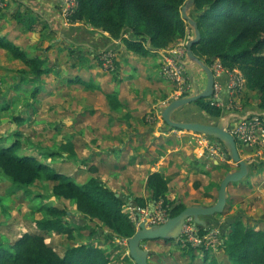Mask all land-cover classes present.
Returning <instances> with one entry per match:
<instances>
[{
    "label": "crops",
    "instance_id": "0c3cea01",
    "mask_svg": "<svg viewBox=\"0 0 264 264\" xmlns=\"http://www.w3.org/2000/svg\"><path fill=\"white\" fill-rule=\"evenodd\" d=\"M6 1L0 15V36L17 45L26 56H36L46 62L49 70L43 74L57 78L56 92L61 98L68 95L67 92L72 95L79 92L80 111L85 112V107L95 110L93 114L85 116L82 113L79 117V146L88 147L86 151H79V159L86 158L83 163L79 162V181L73 176L79 184L90 176H97L117 195L127 198V203L133 204L135 198H141L152 208V191L146 187V180L150 173L161 171L168 182L166 197L169 200L178 199L185 206L215 203L220 181L228 171L237 168L228 158L224 146L209 135L171 128L156 119V114H160V109L172 96L171 83L160 74V52L175 42L138 54L128 49L121 39L109 40V35L100 29L79 21L67 24L60 12V0ZM17 16L22 20L19 21ZM144 45L150 47L148 43ZM107 47H114V72L102 69L98 63L97 51ZM185 66L193 87L198 91L204 89L203 71L188 60ZM65 79L70 82L66 84ZM219 80V99L225 111L219 124L231 129L247 115L256 113L264 117V111L258 108L260 93L256 97V91L245 87L236 96H230L228 77L222 75ZM30 83L33 88L35 84ZM245 93L253 95L246 98ZM106 94L115 95L120 105L111 106ZM149 115L155 116V121L145 122ZM209 144L218 145L222 154L207 151ZM239 152L247 158L248 153L240 148ZM90 167H96L97 172L92 173ZM39 213L42 217L43 213ZM70 214L75 213L68 211ZM79 219L91 223L81 213ZM92 220L101 226L102 233L88 242L105 249L109 254L108 264H135L128 257L127 247L119 244L113 231L98 219ZM82 221L74 222L85 224ZM37 230L32 233L44 236ZM83 231L86 230H80ZM73 239L70 240L72 245ZM141 245L148 253V264H208L212 259L229 263L219 243L202 249L192 248V252L184 248L172 249L153 239L144 240ZM162 246L165 255L161 254Z\"/></svg>",
    "mask_w": 264,
    "mask_h": 264
},
{
    "label": "trees",
    "instance_id": "16d2710c",
    "mask_svg": "<svg viewBox=\"0 0 264 264\" xmlns=\"http://www.w3.org/2000/svg\"><path fill=\"white\" fill-rule=\"evenodd\" d=\"M78 1L79 6L71 16L72 21L83 22L106 32L109 40L121 39L128 49L138 54H146L150 49L165 48L187 34H192L191 27L182 18L180 11L186 0ZM188 13L195 19L200 31L199 42L192 46L193 53L209 67L215 59H219L228 69H239L245 78V87L260 93L258 108L264 111V0H194ZM17 19L22 20L18 16ZM145 43L150 47L145 46ZM0 48L9 52L13 58L22 60L25 68L19 70L18 82L14 86L34 83L30 95L35 97L40 89L38 84L41 75L49 70L45 61L36 56H26L17 45L1 36ZM108 49L114 50V47L96 53L100 66L99 56ZM106 97L111 106L120 105L115 95L106 94ZM210 100L212 95L193 101L174 112L173 117L179 121L217 124L225 111L211 105ZM8 135H2L0 139V173L14 185L13 191L23 190L28 193L29 187L36 181L52 180L55 182L53 195L72 201L76 211L87 220L98 219L113 231L115 237L128 238L134 234L136 227L123 206L146 207L144 199L135 198V203L129 204L127 198L116 196L97 176H90L83 184H79L73 176L58 171L50 163L21 152L18 139L20 133L15 132L10 141L6 139ZM237 143L244 153L253 151ZM60 150L75 155L70 142L60 145ZM46 153L54 155L55 151ZM59 153L62 154L61 151ZM263 167V160L250 156L249 175ZM90 171L96 173L97 168L90 167ZM167 183L161 171H154L148 175L146 187L152 191L151 201L162 200L168 215L173 216L185 205L178 199L169 200L166 197ZM34 211L43 213L42 217L34 221L37 229L42 232L66 234L69 239L74 238L73 228H78L79 232L86 230L90 238L102 233L100 225L91 227L87 223L76 224L71 221L75 215H68L66 209L54 205L41 204ZM221 214L205 218L208 220V229L219 230V246L228 264H264V228L247 224L239 215L233 219L226 217L220 220L218 217ZM198 227L204 229L200 225ZM186 251L192 252L193 249L188 247ZM108 263L109 254L105 249L86 241L68 246L64 254L60 255L39 233L24 232L10 244L0 240V264ZM208 264L225 263L212 259Z\"/></svg>",
    "mask_w": 264,
    "mask_h": 264
},
{
    "label": "rangeland",
    "instance_id": "374dc122",
    "mask_svg": "<svg viewBox=\"0 0 264 264\" xmlns=\"http://www.w3.org/2000/svg\"><path fill=\"white\" fill-rule=\"evenodd\" d=\"M4 9L0 10V15ZM15 60L9 52L0 49V139L2 135L5 136L8 133L6 139L10 141L15 132L20 133L18 139L21 152L34 155L50 163L58 171L72 175L79 181V162L83 163L86 159L84 157L79 159V151L88 149L83 145L79 146V117L82 113L85 116L93 114L95 110L85 107V112L80 111L79 92L74 95L67 92L68 95L61 98L60 93L56 92L58 82L52 75L43 74L41 76L38 84L40 92L36 98L30 95L33 89L31 83H23L15 87L20 75L19 70L25 68L22 61ZM60 64H64V61H60ZM64 82L67 84L70 81L65 79ZM258 93L256 92L254 96L257 97ZM51 94L52 96L49 97ZM245 95L247 98L253 94L245 93ZM154 117L153 115L147 116L145 122L155 121ZM156 119L163 121L160 114H156ZM67 142L72 143L75 155L60 150V145ZM46 151H55V154L47 155ZM58 151L62 154L60 155ZM104 152H107V149ZM246 156L248 161H250V156L264 161V142ZM250 175L249 178L228 185L226 204L218 218L220 220L226 217L233 219L239 215L247 224H256L264 228V167L254 170ZM54 183L52 180L36 181L29 187L28 193L23 190L13 191L14 185L0 173V240L10 244L24 232H37L34 221L41 215L34 209L45 203L72 211L75 213L72 221H79V213L74 209V203L53 195ZM89 222L91 223L88 225L91 227H100L93 220ZM40 233H44L46 242L52 243L49 245L60 255L64 254L68 246H73L66 234L42 231ZM73 234L74 245H79L83 241L88 242L90 239L86 231L81 233L78 228H73ZM159 240L166 247L171 246L172 249L191 247L182 245L176 238L167 242ZM161 252L163 255L166 254L163 246ZM129 262L132 263V261Z\"/></svg>",
    "mask_w": 264,
    "mask_h": 264
},
{
    "label": "built area",
    "instance_id": "2783aa9c",
    "mask_svg": "<svg viewBox=\"0 0 264 264\" xmlns=\"http://www.w3.org/2000/svg\"><path fill=\"white\" fill-rule=\"evenodd\" d=\"M6 5V0H0V10L5 8ZM78 6V0H60V12L67 24L74 23L71 20V16L78 9ZM190 37L192 36L187 34L184 38L177 40L175 44L160 52L162 57L160 74L173 87L171 99L189 95L194 90L185 66V61H187L186 41ZM99 59L104 70L109 72L116 71V57L113 49L102 52ZM210 68L214 76L213 94L210 104L222 107L223 104L219 99L220 77L222 75L228 77L230 96H236L245 88V78L239 69H228L221 64L219 59H215ZM230 131L242 147L257 149L264 142V117L256 113L247 115L240 119ZM206 149L212 154H222L220 147L215 144L207 145ZM124 211L128 214L136 229L139 227L140 221L146 217H148L147 225H153L163 223L169 216L162 206V200L154 201L152 208L126 205ZM126 239H119V244L127 247ZM177 239L182 245L191 246L194 249L207 248L221 242L217 228L208 229V227H204L203 230H200L198 225L193 223L191 219L185 221L181 234Z\"/></svg>",
    "mask_w": 264,
    "mask_h": 264
},
{
    "label": "water",
    "instance_id": "95a60500",
    "mask_svg": "<svg viewBox=\"0 0 264 264\" xmlns=\"http://www.w3.org/2000/svg\"><path fill=\"white\" fill-rule=\"evenodd\" d=\"M194 0H186L181 6L182 18L186 20L192 29V37L186 41V58L195 67H199L205 75L204 89L198 91L195 87L191 94L171 99L160 109V118L163 122L175 129L209 135L219 141L229 158L237 165V168L228 171L222 178L217 191V199L211 205H189L185 206L179 213L168 216L163 223L147 225V218L141 220L139 227L134 234L127 238V249L130 258L135 264H148L147 251L141 243L147 239L170 240L178 238L182 227L187 219H191L196 225L207 227V222L203 217L215 215L223 211L226 199L227 188L232 182L243 180L249 176L250 161L241 156L236 138L231 133L228 125L209 124L199 121H179L174 119L173 114L183 106L201 98H208L213 94L214 76L211 68L192 51V46L199 42L200 31L193 17L189 15V9ZM118 196L117 194H115Z\"/></svg>",
    "mask_w": 264,
    "mask_h": 264
},
{
    "label": "bare ground",
    "instance_id": "6f19581e",
    "mask_svg": "<svg viewBox=\"0 0 264 264\" xmlns=\"http://www.w3.org/2000/svg\"><path fill=\"white\" fill-rule=\"evenodd\" d=\"M116 238H117L118 240L121 239V238H119V237H116ZM125 239H126V238H125ZM126 240H127V239H126Z\"/></svg>",
    "mask_w": 264,
    "mask_h": 264
}]
</instances>
